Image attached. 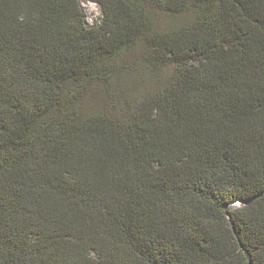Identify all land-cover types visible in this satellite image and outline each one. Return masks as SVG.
Here are the masks:
<instances>
[{
    "label": "trees",
    "instance_id": "1",
    "mask_svg": "<svg viewBox=\"0 0 264 264\" xmlns=\"http://www.w3.org/2000/svg\"><path fill=\"white\" fill-rule=\"evenodd\" d=\"M87 1L0 0V264H264V0Z\"/></svg>",
    "mask_w": 264,
    "mask_h": 264
},
{
    "label": "rangeland",
    "instance_id": "2",
    "mask_svg": "<svg viewBox=\"0 0 264 264\" xmlns=\"http://www.w3.org/2000/svg\"><path fill=\"white\" fill-rule=\"evenodd\" d=\"M81 6L84 10L86 21L89 26H93L99 23L102 19V13L100 7L94 3L88 2L87 0H81ZM147 45L145 42H141L136 46L131 53L127 54L124 59L120 60L116 65L119 67L118 71L120 76H128L124 80L123 88H120L119 84L112 86V91L114 93L113 98L108 102V109L111 110L114 114H119L124 108L125 101H130L132 97L134 100H139V96L145 92L147 89L155 88L154 82L156 79L153 77V74L145 68L144 61L145 59V49ZM171 74V72L169 73ZM152 79L154 82H150ZM132 96L124 100L125 96ZM95 102L101 101L99 97L94 96L93 94L89 97ZM132 102V105H135V102ZM102 103V101H101ZM240 205H236L239 207Z\"/></svg>",
    "mask_w": 264,
    "mask_h": 264
}]
</instances>
